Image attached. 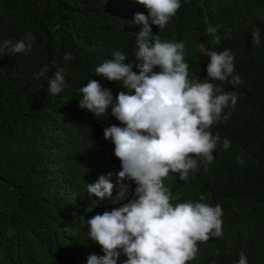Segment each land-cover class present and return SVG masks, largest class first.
Segmentation results:
<instances>
[{
    "label": "trees",
    "instance_id": "16d2710c",
    "mask_svg": "<svg viewBox=\"0 0 264 264\" xmlns=\"http://www.w3.org/2000/svg\"><path fill=\"white\" fill-rule=\"evenodd\" d=\"M137 13L148 10L136 0H0V43L26 33L34 38L29 52H0V264H87L95 255L83 249L87 238L78 233L88 235L85 221L106 205L86 193V170L75 158L104 148V129L122 125L114 118L99 128L101 121L79 107L77 92L89 79H105L95 68L116 51L139 72ZM217 26L215 35L207 32ZM255 27L258 45L252 44ZM152 31L162 42L185 44L190 80L207 79L206 50L224 49L242 80L214 82L238 99L225 109L227 122L209 129L220 137L213 161H201L187 181L175 173L164 180L179 200L196 203L203 195L204 203L222 207V236L199 242L188 264H215L229 243L248 264H264V0H181L165 28ZM216 36L219 45L212 43ZM68 53L73 59L65 61ZM44 68L49 77L64 69L61 93L49 94L48 80L37 78ZM119 261L124 264L123 255Z\"/></svg>",
    "mask_w": 264,
    "mask_h": 264
},
{
    "label": "clouds",
    "instance_id": "9594fccd",
    "mask_svg": "<svg viewBox=\"0 0 264 264\" xmlns=\"http://www.w3.org/2000/svg\"><path fill=\"white\" fill-rule=\"evenodd\" d=\"M136 2L148 10L147 16L135 14L133 22L143 26L135 34L139 72L125 63V53L116 51L95 68L96 76L106 80L89 79L77 92L79 107L101 121H96L99 128L102 121L113 122L114 118L122 125L104 129L108 140L104 148L75 158L77 166L86 170L82 176L86 193L106 205L85 221L88 235L81 230L78 234L87 238L83 249L95 254L88 257L87 264H123L121 255L124 264H188L196 258L199 242L222 236V207L204 203L203 195L196 203L179 200L177 191L165 187L164 180L175 173L179 180L187 181L189 172L198 169L201 161H213L220 137L209 129L227 122L225 109L235 107L238 99L234 91H224L214 82L236 86L242 80L233 75L235 58L228 49L206 50L210 58L207 79L190 80L185 44L162 42L152 31V26L159 31L165 28L180 9L181 0ZM218 28L209 27L207 32L215 35ZM251 37L252 44H260L258 27L253 28ZM33 41L32 34L26 33L15 43H0V52L26 53ZM212 43L219 45V36ZM64 59L73 57L68 53ZM157 68L159 71L154 70ZM48 71L42 69L37 78L48 80L49 94L61 93L66 87L64 69L50 77ZM222 143L224 150L230 147L227 139ZM89 239L99 246L98 251L87 247ZM215 264L248 262L246 255L229 243Z\"/></svg>",
    "mask_w": 264,
    "mask_h": 264
}]
</instances>
